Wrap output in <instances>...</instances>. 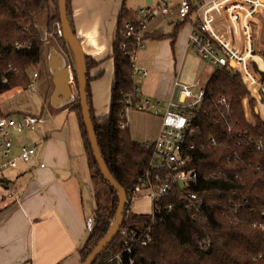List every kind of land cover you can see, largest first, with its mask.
Wrapping results in <instances>:
<instances>
[{"label":"trees","instance_id":"trees-1","mask_svg":"<svg viewBox=\"0 0 264 264\" xmlns=\"http://www.w3.org/2000/svg\"><path fill=\"white\" fill-rule=\"evenodd\" d=\"M195 11L190 0L189 14L176 23L171 34L160 28L146 32L145 38L172 36L175 42ZM43 13L46 17L41 23L38 18ZM67 14L76 35L71 0H67ZM127 22L140 26L135 12L124 3L118 14L111 55L115 75L110 109L100 116L95 114L90 83L100 78L104 70L91 75L90 71L101 60L89 55L86 59L89 105L99 146L129 201L121 229L142 231L151 226V240L147 246L136 244L133 264H264V119L257 110V100L250 98L254 123L248 120L243 99L250 92L239 73L215 70L205 86L207 96L195 112L194 122L200 129L192 139L196 149L190 167L197 170L198 182L192 188L205 201L198 216L194 218L174 195L158 200L160 207L154 219L152 212L137 213L131 209L135 188L145 187L141 177L149 169L153 148L133 137L127 121L130 103L126 98L137 85L131 55L138 44L136 35L126 36ZM60 30L59 0H0V97L11 89L28 87L34 69L38 70L39 90L45 99L49 97L53 82L46 54L52 42L70 65L78 88L76 54ZM261 53L264 56V49ZM222 97L227 99L229 108L221 103ZM70 107L79 119L96 203L93 225L79 249L83 264L112 228L119 194L105 179L94 156L79 93ZM0 115H5L1 107ZM211 137L216 144H212ZM5 180L0 176V183L5 184ZM171 202L177 204L168 211L165 207ZM123 248L124 236L119 232L94 264H118L109 260ZM122 261L121 264H130L127 256Z\"/></svg>","mask_w":264,"mask_h":264},{"label":"crops","instance_id":"crops-1","mask_svg":"<svg viewBox=\"0 0 264 264\" xmlns=\"http://www.w3.org/2000/svg\"><path fill=\"white\" fill-rule=\"evenodd\" d=\"M156 1L152 0L150 4ZM201 1L209 3L212 0ZM124 3L133 11L147 6V0H71L76 35L83 51L101 60L90 74L104 70L100 78L90 83L97 116L108 113L110 109L115 75L111 55L118 14ZM259 10L253 60L264 66L261 53L264 49V7ZM179 20L178 15L158 16L148 23L145 33L161 28L169 35ZM227 21V12L216 14L218 29ZM190 30L189 22L179 31L175 42L172 36L146 38L147 43L138 52L136 65L147 70V75L134 76L142 98L151 97L163 102L178 98L179 88L175 82L181 80V71L186 63L196 62L197 65V76L190 82L193 87L209 81L216 69L189 48ZM49 46L46 55L49 67L53 59L54 68L50 67L53 88L47 99L43 97L46 116L44 111L34 114L43 116L45 120L34 132L16 135L17 142H14L15 155L20 153L23 144L34 146L37 153L30 164L20 161L16 168L5 172L6 183H0L9 188L8 200L0 199V264H80L79 249L94 222L96 204L87 154L78 116L70 107L75 100L73 72L66 60L61 64L57 57L58 53L61 54L58 47L53 42ZM66 70L69 77L65 80ZM57 82H64L66 86L57 88ZM259 104H264L257 103L258 109L262 110ZM0 107L4 114H10L5 112L1 103ZM161 122L160 117L155 138ZM41 163L45 166L42 167Z\"/></svg>","mask_w":264,"mask_h":264},{"label":"built area","instance_id":"built-area-1","mask_svg":"<svg viewBox=\"0 0 264 264\" xmlns=\"http://www.w3.org/2000/svg\"><path fill=\"white\" fill-rule=\"evenodd\" d=\"M193 5L196 11L190 21L189 48L208 60L216 70H229L231 73L241 74L250 92V95L243 99L248 118L250 98H255L257 103L264 104L262 80L264 66L256 64L253 60L256 53L258 13L259 9L264 7V3L261 0H212L209 3L193 0ZM189 11L190 0H177V2L158 0L134 11L140 26L132 22H127L125 26L126 36L130 37L134 34L138 42L137 49L131 55L134 75H147V70L138 67L136 60L138 52L146 45L145 29L148 23L158 16L178 15L182 19L189 14ZM223 11L227 12L228 21L218 29L216 14ZM59 33L62 34V30ZM17 46L21 44L17 43ZM253 64L257 66L258 71L254 69ZM37 78L38 70L34 69L29 86H35ZM175 85L179 88L178 98H171L166 102L151 97L142 98L137 85L126 98L128 105L130 103V106L139 111L157 115L162 121L159 134L153 144L148 145L153 148V156L148 171L141 177L144 188L149 190L148 195L153 201V219L160 207L158 200L167 195H174L177 202L181 203L194 218L205 206L204 198L192 188L198 182V172L191 168L190 164L194 161L193 153L196 149L192 139L200 129V126L194 122V116L203 104L207 92L205 87L198 88L183 84L179 79L176 80ZM221 103L227 108L230 107L225 97L221 98ZM44 120L43 116L28 113L0 115V176L3 177L8 169L16 168L20 161L30 164L37 153L36 148L23 144L20 153L15 155V136L34 132ZM248 120L254 123L253 118L252 121L249 118ZM210 141L213 145L217 142L214 137H211ZM41 166L44 167L45 164L41 163ZM142 190V186H137L134 195H140ZM127 202L129 204L128 200ZM177 202H171L165 208L172 211ZM120 233L124 236L123 251L114 255L109 261L121 264L123 256H127L129 263L133 264L136 244L147 246L151 240V226L142 231L128 232L126 229H120Z\"/></svg>","mask_w":264,"mask_h":264},{"label":"rangeland","instance_id":"rangeland-1","mask_svg":"<svg viewBox=\"0 0 264 264\" xmlns=\"http://www.w3.org/2000/svg\"><path fill=\"white\" fill-rule=\"evenodd\" d=\"M45 17H46V13H43L42 15H40V17L38 18L39 22H41V20ZM207 64L211 68L213 67L214 69V66L210 62H207ZM196 73H197L196 62L194 64L186 63L181 71L180 81L184 84L186 83V84L193 86L190 82L194 79V77L197 76ZM206 82L207 81H204L201 84L198 83L199 84L198 88H203L204 87L203 85H206L205 84ZM39 85H40V81L36 80L35 86L14 88V89H11L5 92L0 97V103L4 106L5 112L10 113V114H15V115L21 114V113H28V114L43 113L44 111L43 102L44 101H43V95L41 91L39 90ZM74 92H75L74 97L76 98L78 95V88L76 86L75 81H74ZM260 106L262 107V110L261 109H258V110H259L260 115L263 117L264 115H262L261 113H264V105H260ZM250 113L251 112H249L248 110V118L252 121V116ZM44 115L46 116V110L44 111ZM126 116L128 119V123H130L129 126H130L133 137L136 140L145 142L147 145H152L155 140L154 138L158 132L159 126H160V117L155 116L152 113H146V112L139 111L132 106H129L127 108ZM15 138H17V136H15ZM15 142H17L16 139H15ZM8 192H9V188H6L4 185L0 184V199L3 200V197H4V199L8 200V197H7ZM148 194H149V190L147 188H143L140 195L138 197H135L132 200L131 209L134 212H137V213H151L152 212L153 201ZM91 214L89 216L90 221L93 220V217L91 216Z\"/></svg>","mask_w":264,"mask_h":264},{"label":"water","instance_id":"water-1","mask_svg":"<svg viewBox=\"0 0 264 264\" xmlns=\"http://www.w3.org/2000/svg\"><path fill=\"white\" fill-rule=\"evenodd\" d=\"M261 1L264 3V0ZM151 2L152 0H147V5H150ZM59 9L61 15L62 33L66 38V40L68 41V43L70 44V46L73 48L78 62V68H77L78 93H79L82 112H83V120L89 134V139L94 151V156L99 163L100 170L104 175L105 179L110 182V184L117 190L119 194L118 210L112 228L105 235V237L98 243V245L92 250V252L89 254L85 262L83 263V264H94L97 258L103 253V251L109 246V244H111V242L119 234L123 223V216L126 210V206L128 204L127 202L128 197L125 189L116 181V179L112 175L107 163L103 158L99 146L98 138L92 120L91 108L89 105L88 80H87L88 67H87L86 54L83 51L79 39L76 37V35L73 33L70 27V22L67 14V0H59ZM57 57L60 59L61 64L62 62L66 63L65 58L64 56H62V54L58 53ZM50 67L51 69L54 68L53 59L52 61H50ZM68 77H69V73L68 70H66L65 78L63 79L66 80L68 79ZM60 86H66V84L64 82H61L60 84L57 82V88H60Z\"/></svg>","mask_w":264,"mask_h":264}]
</instances>
